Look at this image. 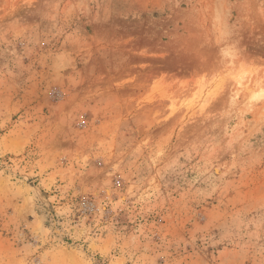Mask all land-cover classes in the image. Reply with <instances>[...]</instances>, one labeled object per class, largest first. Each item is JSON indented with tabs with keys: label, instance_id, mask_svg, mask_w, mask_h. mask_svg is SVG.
Wrapping results in <instances>:
<instances>
[{
	"label": "rangeland",
	"instance_id": "obj_1",
	"mask_svg": "<svg viewBox=\"0 0 264 264\" xmlns=\"http://www.w3.org/2000/svg\"><path fill=\"white\" fill-rule=\"evenodd\" d=\"M0 264H264V0H0Z\"/></svg>",
	"mask_w": 264,
	"mask_h": 264
},
{
	"label": "bare ground",
	"instance_id": "obj_2",
	"mask_svg": "<svg viewBox=\"0 0 264 264\" xmlns=\"http://www.w3.org/2000/svg\"><path fill=\"white\" fill-rule=\"evenodd\" d=\"M234 80H235V82H236L238 85H241V81L243 80V77H242V76H238V77H235Z\"/></svg>",
	"mask_w": 264,
	"mask_h": 264
}]
</instances>
